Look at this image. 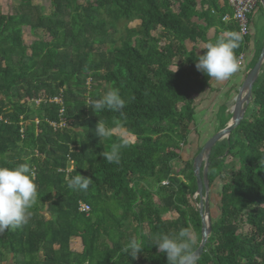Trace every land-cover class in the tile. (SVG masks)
Segmentation results:
<instances>
[{
    "label": "trees",
    "instance_id": "1",
    "mask_svg": "<svg viewBox=\"0 0 264 264\" xmlns=\"http://www.w3.org/2000/svg\"><path fill=\"white\" fill-rule=\"evenodd\" d=\"M51 2V13L22 0L0 16V166L29 164L37 185L29 223L0 233V264H167L151 237L191 228L195 251L201 241V218L191 201L196 178L192 163L179 174L174 164L195 120L194 96L210 78L196 69L198 56L186 41L215 43L223 37L207 40V28L219 24L226 33L239 32L236 21H223L219 0H202L209 9L201 12L197 0ZM135 19L139 25H126L118 44L119 22ZM25 25L52 39L26 45ZM248 37L234 50L237 58ZM111 88L119 89L125 107L94 113L89 99ZM252 95L229 140L209 154L208 184L223 175L228 180L195 264H264V77ZM98 121L111 129L109 138L95 135ZM116 128L136 141L112 132ZM124 141L121 149L132 153L125 158L120 149V163L107 162L102 153ZM227 156L238 157L239 168L224 174ZM77 174L91 178L87 191L67 187ZM82 203L90 213L80 210ZM162 211L178 215L163 219ZM133 238L142 242L135 259L123 251Z\"/></svg>",
    "mask_w": 264,
    "mask_h": 264
},
{
    "label": "clouds",
    "instance_id": "2",
    "mask_svg": "<svg viewBox=\"0 0 264 264\" xmlns=\"http://www.w3.org/2000/svg\"><path fill=\"white\" fill-rule=\"evenodd\" d=\"M242 41L241 33L229 32L226 38L206 44L203 54L198 55L196 69L217 82L226 81L239 70L240 65L234 50L240 47ZM87 106H90L94 113L104 110L119 112L125 107V100L118 88H111L102 98L89 99ZM95 135L100 139H107L112 133L104 122L98 121ZM124 146H127V141L114 144L111 150L103 152L102 156L109 163L119 164L120 149ZM90 183L91 178L77 174L68 179L67 187L87 191ZM36 201L37 185L29 164L24 163L13 168L0 166V233L27 225ZM151 239L158 251L165 254L167 264H195L197 254L193 249L196 237L189 230L182 229L172 236L158 233ZM123 251L135 259L137 254L142 252V242L133 238Z\"/></svg>",
    "mask_w": 264,
    "mask_h": 264
},
{
    "label": "rangeland",
    "instance_id": "3",
    "mask_svg": "<svg viewBox=\"0 0 264 264\" xmlns=\"http://www.w3.org/2000/svg\"><path fill=\"white\" fill-rule=\"evenodd\" d=\"M21 1L22 0H0V16L3 14L11 13L14 10V8L20 4ZM33 1L36 4L43 5L44 11L46 13H51L54 9L51 0H33ZM126 25H129L132 27L138 26L139 20L135 19V20L130 21V22H126L125 20H122L119 22L118 31L114 36V38L117 40L118 44L121 43V37L125 34ZM23 38H24L25 44L30 46L34 41H36L38 39L50 40V39H52V35L46 31H43V30H38L37 32H33L31 30L30 26L25 25L23 27ZM231 106H232V103L229 106V108H227L226 106L225 107L222 106L220 108V110H218L217 115L215 116L216 120L213 117H207L205 119V123L202 126L199 125V126L195 127V125L194 126L190 125L191 133L188 136L187 144L185 146H183V148L179 152L181 159L175 161V164H174L175 174H179V172L181 170L188 168L184 165L185 162L192 163L191 165L193 168V160H194L195 156L197 155V153L199 152V150L201 149V147L203 146V144L213 134H215L217 131L220 130L222 123H224L225 121L230 119V117H231V113H230ZM216 122H217V124H216ZM212 125H214V126H212ZM61 126L64 127V124H62ZM112 132H115L116 134L121 135L122 137H124L130 141H133V142L136 141V139H137L136 136L128 133L123 128L113 129ZM121 150H122V154L125 158H127L132 153V151L127 147L122 148ZM224 164H225V169H226L224 174L229 173L231 170H237L239 168L238 157L234 158L232 156H227L225 158ZM179 177L182 178V176H179ZM227 180H228V175H223L222 177H217L214 180L212 185L208 184V188H209L208 207H209L211 221L215 220L220 215L219 193L221 192V189H222L224 182ZM191 201H192L193 205H195L196 207L198 206V201L196 200V195L193 196V199ZM177 215L178 214L175 211H173V212L162 211L161 212V217L163 219L176 218ZM136 225H137L136 223H133L134 227H136ZM241 230L243 232H246L247 230H249L248 225L243 224ZM190 232L193 234L194 237H196L195 231L193 228L190 229ZM72 246L74 248L78 249L79 248L78 240L74 239L72 241ZM12 262H13V260L9 259L6 262V264L12 263Z\"/></svg>",
    "mask_w": 264,
    "mask_h": 264
},
{
    "label": "crops",
    "instance_id": "4",
    "mask_svg": "<svg viewBox=\"0 0 264 264\" xmlns=\"http://www.w3.org/2000/svg\"><path fill=\"white\" fill-rule=\"evenodd\" d=\"M260 4L250 17L251 34L248 37L249 42L247 44V49L244 52L245 59L243 65L239 67V70L226 81L217 82L210 78L208 88L205 89V91L201 94L194 96L195 120L193 126H202L205 123V119L207 117H213L215 119L218 110H220L222 106L229 108L237 94V91L240 89L245 78H247L248 74L253 69L264 48V8L262 4ZM219 5L220 9L224 8L226 10L223 16V21H235L233 19L234 11L230 3L225 6L224 0H219ZM197 9L199 12L206 11L209 9V5L202 4V0H197ZM194 20L198 25L202 27L206 26L205 22L202 19L197 18V16H194ZM222 29V26L219 24L208 27L206 30V39L212 40L217 37L226 38L227 33ZM205 45L206 44L200 40L195 42H190L188 40L186 41L187 50L189 52L195 53L197 56L202 55ZM261 77H264V64L262 66L259 78Z\"/></svg>",
    "mask_w": 264,
    "mask_h": 264
},
{
    "label": "water",
    "instance_id": "5",
    "mask_svg": "<svg viewBox=\"0 0 264 264\" xmlns=\"http://www.w3.org/2000/svg\"><path fill=\"white\" fill-rule=\"evenodd\" d=\"M264 8V0H260ZM264 64V48L257 59L253 69L245 78L240 89L232 102L231 117L229 122L215 134H213L201 147L197 155L193 160V174L196 178L197 190L196 197L198 199V212L201 218V241L195 250L196 259L203 254L205 246L208 242V238L211 235L212 222L210 219V212L208 207L209 202V188L207 180L208 171V157L215 145L221 144L223 141H228L232 132L237 128L240 122L243 120L245 114L250 109L253 103L252 90L260 76L262 66ZM245 92V97L242 100V93Z\"/></svg>",
    "mask_w": 264,
    "mask_h": 264
},
{
    "label": "built area",
    "instance_id": "6",
    "mask_svg": "<svg viewBox=\"0 0 264 264\" xmlns=\"http://www.w3.org/2000/svg\"><path fill=\"white\" fill-rule=\"evenodd\" d=\"M230 5L233 8L234 14L233 19L236 21L239 33L243 35V37H247L251 34L250 29V17L255 12L257 7L260 4V0H229ZM245 59L244 53H242L238 62L240 67L243 65ZM55 101H59V99L55 98ZM41 100L37 101L39 104ZM80 210L85 213H90L91 208L87 204H80Z\"/></svg>",
    "mask_w": 264,
    "mask_h": 264
},
{
    "label": "bare ground",
    "instance_id": "7",
    "mask_svg": "<svg viewBox=\"0 0 264 264\" xmlns=\"http://www.w3.org/2000/svg\"><path fill=\"white\" fill-rule=\"evenodd\" d=\"M244 97H245V92L242 93V100L244 99ZM223 140H224V139H223ZM223 140H222V141H223Z\"/></svg>",
    "mask_w": 264,
    "mask_h": 264
}]
</instances>
